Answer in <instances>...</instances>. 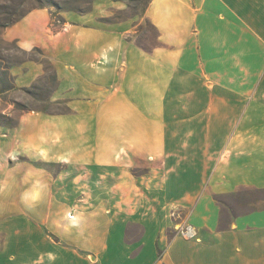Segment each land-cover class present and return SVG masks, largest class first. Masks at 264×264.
<instances>
[{"label":"crops","instance_id":"0c3cea01","mask_svg":"<svg viewBox=\"0 0 264 264\" xmlns=\"http://www.w3.org/2000/svg\"><path fill=\"white\" fill-rule=\"evenodd\" d=\"M61 16L3 33L57 81L51 110L0 111V264H264V199L241 194L264 191V0H151L150 48L107 12ZM10 72L4 96L46 76Z\"/></svg>","mask_w":264,"mask_h":264},{"label":"rangeland","instance_id":"374dc122","mask_svg":"<svg viewBox=\"0 0 264 264\" xmlns=\"http://www.w3.org/2000/svg\"><path fill=\"white\" fill-rule=\"evenodd\" d=\"M151 0H0V12L6 7H16L18 14H23L28 11L35 10L34 8L40 5H45V8L51 10L54 20L61 23L62 14L75 12L77 14H85L91 11L107 12V17L102 21L107 23L128 21L133 26L137 25L136 35L139 42L147 48L156 45L157 33L156 30L144 19V12ZM67 18V17H66ZM4 30H0V43L2 45V56L6 59V63L10 69L28 59L44 62L46 76L38 84L30 88V92L21 90L12 93L11 95H0V111L7 107L6 103H15V118L27 110L45 109L51 110L47 103L51 92L56 86V82L51 78L53 73L49 67V63L37 52L31 55L24 54L17 48L16 43L7 42L3 38ZM53 111H65L64 107H55ZM1 116V115H0ZM3 121V120H2ZM11 120V124L14 123ZM244 198L251 201L264 199V191H244L241 193ZM224 200V214L228 213L231 206L227 204V199Z\"/></svg>","mask_w":264,"mask_h":264},{"label":"trees","instance_id":"16d2710c","mask_svg":"<svg viewBox=\"0 0 264 264\" xmlns=\"http://www.w3.org/2000/svg\"><path fill=\"white\" fill-rule=\"evenodd\" d=\"M40 8H45V5L37 6L34 9H40ZM29 12H31V11H28V12L23 13V14H18L16 7H6L3 11L0 12V30H5L8 27L19 22ZM17 48H19L18 45H17ZM2 49L3 48H2V45L0 43V95L15 89L14 79H13L11 72H10V66L7 65L6 59L2 56V53H1ZM19 50H21V49L19 48ZM21 52H23V51L21 50ZM35 52H37L41 56H43V53L41 52V50L36 49ZM23 53L27 54L25 52H23ZM44 59H45V61H47L49 63V67L51 69V72L53 73L51 78L56 82L57 79H56L54 67L52 66V64L50 63L49 60H47L46 58H44ZM42 63L44 64V62H42ZM25 91L30 92L29 89H25Z\"/></svg>","mask_w":264,"mask_h":264},{"label":"built area","instance_id":"2783aa9c","mask_svg":"<svg viewBox=\"0 0 264 264\" xmlns=\"http://www.w3.org/2000/svg\"><path fill=\"white\" fill-rule=\"evenodd\" d=\"M174 216H175V214H174ZM177 229H178L179 233L186 238H195L196 237V232L191 226L179 225L177 227Z\"/></svg>","mask_w":264,"mask_h":264}]
</instances>
